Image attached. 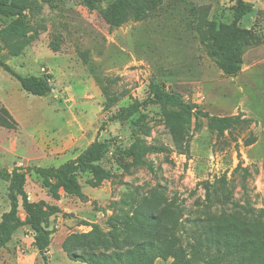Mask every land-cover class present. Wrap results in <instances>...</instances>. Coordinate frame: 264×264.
Returning <instances> with one entry per match:
<instances>
[{"label":"rangeland","instance_id":"rangeland-1","mask_svg":"<svg viewBox=\"0 0 264 264\" xmlns=\"http://www.w3.org/2000/svg\"><path fill=\"white\" fill-rule=\"evenodd\" d=\"M29 1L30 8L20 15L0 14V59L21 75L50 73L53 90L48 96L30 94L0 67V108H7L16 121L15 128L0 126V168L22 167L28 199L62 208L49 220L48 264H83L65 255L64 238L91 229L82 221L107 231L111 217L131 211L151 193L181 207L183 218L223 213L259 222L257 214L264 211V0H246L253 10L241 25L261 43L248 48L240 72L233 77L224 75L209 58L201 31L207 35L212 24L229 22L235 0H164L146 19H130L113 29L97 11L88 9L85 0ZM113 1L100 0L102 6ZM12 29L26 34L17 55L10 48L16 38L5 37ZM52 42L58 44L57 50ZM151 80L210 114L249 118V125L217 137L207 119H192L189 152L182 154L175 149L157 105L125 122L108 119L120 106L144 99ZM108 96H117V105L106 108ZM250 136L256 140L247 146L245 139ZM94 140H109L100 166L111 176L94 187L88 183L91 173H78L83 199L62 187L55 199L28 170L34 165L58 166ZM137 141L168 147L166 152L145 156L153 170L125 154ZM223 174L232 187L234 203L199 205L205 197L202 183ZM8 185L0 179V218L10 207ZM20 216H25L22 209ZM16 233L7 249H0V264H44L28 228ZM155 264H171V259H158Z\"/></svg>","mask_w":264,"mask_h":264},{"label":"trees","instance_id":"trees-1","mask_svg":"<svg viewBox=\"0 0 264 264\" xmlns=\"http://www.w3.org/2000/svg\"><path fill=\"white\" fill-rule=\"evenodd\" d=\"M232 19L229 22L212 24L201 40L206 52L226 76H236L243 63V56L249 47L260 44L261 39L250 29L241 25L242 19L253 10L251 2L235 0ZM164 0H114L102 6L100 0H85L89 10L97 11L109 29L120 27L128 20L141 21L156 11ZM30 8L29 0H0V14L16 16ZM8 40L16 38L10 45L14 55L19 54L26 41V34L18 29L7 30ZM51 47L57 50L58 44ZM0 67L15 77L26 92L38 96H48L53 87L50 73L21 75L8 63L0 59ZM117 96H108L106 108L117 105ZM157 105L170 128L175 149L188 154L191 134L188 131L192 119H207L209 129L217 137L232 133L236 127L249 125L250 119L242 115H213L201 109L198 104L188 101L182 94L170 90L164 84L151 80L147 96L134 99L120 106L109 116L110 121L125 122L142 109ZM0 126L15 128L16 121L5 107L0 108ZM255 136L245 139L249 146ZM109 140H94L75 157L58 166H29L48 188L55 199L59 198L58 189L62 187L69 195L85 198L78 173L92 174L88 183L99 186L110 178L109 170L100 166L109 150ZM168 147L148 145L137 141L125 151L137 165L153 167L145 156L149 153L166 152ZM249 174L247 169H244ZM0 179L9 183L8 198L10 207L0 218V249L12 239L13 234L22 227L32 232L33 244L48 264V250L52 230L49 228L51 216L62 209L45 200L30 201L25 190L26 172L20 166L11 170L0 168ZM205 197L198 204L211 208L218 205L233 204L232 187L226 175L214 181L202 183ZM134 203V201H132ZM25 213L20 216V210ZM183 209L171 201H165L155 193L141 198L131 211L121 216L111 217L109 228L103 230L96 223L82 221L81 225L90 226L84 232H71L62 241L61 247L68 258L86 264H155L156 260L171 259V264H264V211H259V222H248L239 217L226 214H208L204 218H183Z\"/></svg>","mask_w":264,"mask_h":264},{"label":"crops","instance_id":"crops-1","mask_svg":"<svg viewBox=\"0 0 264 264\" xmlns=\"http://www.w3.org/2000/svg\"><path fill=\"white\" fill-rule=\"evenodd\" d=\"M59 207H60V205H58ZM61 208V207H60ZM62 209V208H61ZM7 211V210H6ZM64 212H67V211H64ZM20 229V228H19ZM17 233L15 232L14 233V235H16ZM12 240V239H11ZM6 246H9V243L6 245ZM3 247L4 248V250H6L7 249V247ZM37 250V249H36ZM38 251V250H37ZM49 252H51V251H49ZM66 255V254H65ZM64 254H63V256H65ZM50 260H52V252H51V256H50ZM50 262H52V261H49V263ZM76 262V261H75ZM83 264H86V263H83Z\"/></svg>","mask_w":264,"mask_h":264},{"label":"built area","instance_id":"built-area-1","mask_svg":"<svg viewBox=\"0 0 264 264\" xmlns=\"http://www.w3.org/2000/svg\"><path fill=\"white\" fill-rule=\"evenodd\" d=\"M28 232H29L28 234L32 233V232H30L29 230H28ZM31 235H32V234H31Z\"/></svg>","mask_w":264,"mask_h":264}]
</instances>
